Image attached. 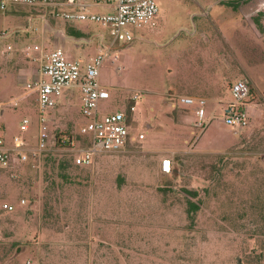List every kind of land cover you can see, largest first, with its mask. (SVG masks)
I'll list each match as a JSON object with an SVG mask.
<instances>
[{
    "label": "rangeland",
    "instance_id": "1",
    "mask_svg": "<svg viewBox=\"0 0 264 264\" xmlns=\"http://www.w3.org/2000/svg\"><path fill=\"white\" fill-rule=\"evenodd\" d=\"M156 1L158 14L129 26L134 39L113 46L100 66L109 97L99 112L128 113L126 151L77 164L61 139L78 147L87 118L80 90L64 92L71 101L53 120L47 111L54 154L0 167V264H264V0ZM79 6L0 9V137L8 144L16 135L38 143L32 82L44 52L60 47L91 60L104 51L103 34L111 41L102 23L63 16ZM244 78L250 125L237 132L219 117L200 133L195 106L180 96L207 98L209 113ZM167 157L170 174L160 167ZM189 199L200 206L194 217Z\"/></svg>",
    "mask_w": 264,
    "mask_h": 264
},
{
    "label": "built area",
    "instance_id": "2",
    "mask_svg": "<svg viewBox=\"0 0 264 264\" xmlns=\"http://www.w3.org/2000/svg\"><path fill=\"white\" fill-rule=\"evenodd\" d=\"M62 1L68 4H80L76 11L63 12L67 19H90L102 23L108 28L111 41L106 42L105 35L101 36L104 51L91 60L83 58L70 59L62 48L46 50L42 63L37 71L32 87L38 93V108L40 111V128L38 143L30 145L23 135H16L11 144L0 137V167L11 168L14 162L27 164L33 158H39L53 151L54 144L50 142L47 116L58 103L59 98L67 89L78 88L81 93L82 114L87 122L81 127V134L87 138L86 143L70 142V149L75 152L76 163L79 165L93 164L95 156L101 153H119L126 151L128 143V113L119 111L100 115L99 102L109 97L108 89L100 82V66L109 56L113 46L129 43L134 35L129 26H141L150 22L158 14L156 0H91L98 4H107L110 9L102 13H92L86 8L87 0H0V9H7L14 4H42ZM35 50L43 51L39 45ZM232 96L226 100H218L216 106L207 113V98L201 96L181 95L180 101L195 106L196 122L203 132L209 124L221 118L222 121L235 131L250 125L252 87L249 80L238 79L230 85ZM135 94L134 99L138 98ZM134 106L130 110H134ZM221 114H217V110ZM24 119V123H26ZM24 129L26 126L24 125ZM68 140V139H67ZM66 145V144H65ZM166 174L172 172L171 158H164L160 165ZM26 204V199L20 200ZM4 208L14 210L16 205L5 202Z\"/></svg>",
    "mask_w": 264,
    "mask_h": 264
},
{
    "label": "trees",
    "instance_id": "3",
    "mask_svg": "<svg viewBox=\"0 0 264 264\" xmlns=\"http://www.w3.org/2000/svg\"><path fill=\"white\" fill-rule=\"evenodd\" d=\"M71 31H75L74 29H72ZM59 141H61L62 140V142H64V147H67L68 146V144H70V142L73 140V138L72 139H70V138H68V140L66 139V140H63V139H61L60 140V138L58 139ZM77 142L78 143H86L87 142V138H85V137H83L82 135H80V134H78V137H77ZM66 144V145H65ZM54 146H56V143H55V145ZM54 153H53V151H50V152H48L46 155V157L47 158H50L51 157V155H53ZM64 161H62V162H60V167H63L64 166ZM194 193V196H197L198 195V192L197 191H195V192H193ZM188 205H189V207H188V213H189V216L190 217H194V213L199 209V204L197 203V202H195V201H193V200H191V199H189L188 200Z\"/></svg>",
    "mask_w": 264,
    "mask_h": 264
},
{
    "label": "crops",
    "instance_id": "4",
    "mask_svg": "<svg viewBox=\"0 0 264 264\" xmlns=\"http://www.w3.org/2000/svg\"><path fill=\"white\" fill-rule=\"evenodd\" d=\"M232 84V83H231ZM67 90H71V91H74V89H67ZM67 90H65L64 92H66ZM63 95H64V93H63ZM63 95L59 98V100H58V103H57V106L53 109V110H51V112H50V115H51V117L52 118H50V119H54V116H55V110L58 108V106L60 105V104H63V103H66V102H70L71 101V99L69 98V97H63ZM230 98V97H229ZM251 102V101H250ZM251 104H252V102H251ZM81 108H82V101H81ZM82 112V111H81ZM220 125L221 126H226V124L223 122V121H221L220 122ZM238 132V131H237ZM160 165H161V162H160Z\"/></svg>",
    "mask_w": 264,
    "mask_h": 264
}]
</instances>
